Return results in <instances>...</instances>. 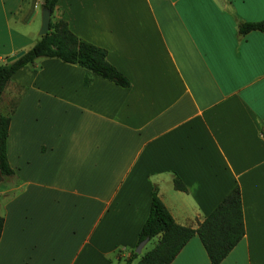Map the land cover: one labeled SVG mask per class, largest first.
<instances>
[{"label":"crops","instance_id":"1","mask_svg":"<svg viewBox=\"0 0 264 264\" xmlns=\"http://www.w3.org/2000/svg\"><path fill=\"white\" fill-rule=\"evenodd\" d=\"M42 7L0 0V64L39 39ZM51 19L106 49L130 85L58 58L11 76L0 264H120L153 187L196 228L235 185L245 235L220 264H264V33L238 32L264 0H58ZM170 264L211 263L194 235Z\"/></svg>","mask_w":264,"mask_h":264},{"label":"trees","instance_id":"2","mask_svg":"<svg viewBox=\"0 0 264 264\" xmlns=\"http://www.w3.org/2000/svg\"><path fill=\"white\" fill-rule=\"evenodd\" d=\"M58 0H42V6L50 9L51 16ZM257 30L264 33V19L255 22H243L238 25V32L244 35ZM106 49L76 36L63 19H50L49 31L42 35L34 45L12 62L0 64V100L11 76L20 67L34 63L38 58H58L65 63L84 67L91 73L108 79L119 86L128 87L129 79L107 60ZM86 79V83H88ZM10 112L0 110V171L3 179L16 177L6 156V139L10 125ZM174 187L186 191L187 187L175 177ZM3 217L0 215V235ZM197 235L208 255L211 264L220 262L238 244L245 235V224L241 191L235 185L216 207L198 224L196 228L183 226L175 222L172 215L153 187L148 215L143 222L136 242L158 237L155 245L138 254L135 247L123 257L120 251L116 258L120 264H170L191 237Z\"/></svg>","mask_w":264,"mask_h":264},{"label":"water","instance_id":"3","mask_svg":"<svg viewBox=\"0 0 264 264\" xmlns=\"http://www.w3.org/2000/svg\"><path fill=\"white\" fill-rule=\"evenodd\" d=\"M50 19H51V11L50 9L46 8V7H42L41 9V23H40V28L38 31V35L42 36L48 33L49 31V23H50ZM25 53L24 50H21L19 52H17L16 54H13L9 57L6 58V62H12L13 60L19 58L20 56H22ZM3 181V176L1 174L0 171V183ZM148 242V238H145L144 240H142L141 242H139L137 244V246L135 247V252L136 253H141L142 248L144 247V245Z\"/></svg>","mask_w":264,"mask_h":264},{"label":"rangeland","instance_id":"4","mask_svg":"<svg viewBox=\"0 0 264 264\" xmlns=\"http://www.w3.org/2000/svg\"><path fill=\"white\" fill-rule=\"evenodd\" d=\"M153 245H154V241L152 240L150 243H148V244L146 245V247L144 248V251H146V250H148V249H151V248L153 247Z\"/></svg>","mask_w":264,"mask_h":264}]
</instances>
